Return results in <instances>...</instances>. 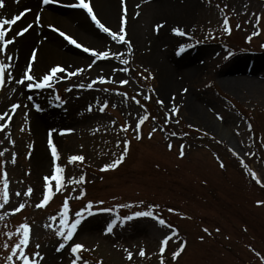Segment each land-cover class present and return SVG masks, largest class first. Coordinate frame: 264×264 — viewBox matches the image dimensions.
Segmentation results:
<instances>
[{"label":"rangeland","instance_id":"374dc122","mask_svg":"<svg viewBox=\"0 0 264 264\" xmlns=\"http://www.w3.org/2000/svg\"><path fill=\"white\" fill-rule=\"evenodd\" d=\"M164 1L165 6H168L167 17L159 14V2ZM159 2L141 8L142 12L135 22L142 29L138 46L134 44V47L130 41L131 48L123 46L121 51L118 42L107 38L109 47L105 50L123 53L121 59H128L129 65H123L119 59L112 57L104 60L107 63L104 71L112 74L98 73L96 67L92 71L85 68L78 76L54 82L55 88L47 89L49 96L46 100H36L33 94V99L26 102L24 97L9 98V85L0 92V113L11 112L9 109L14 103L21 105L9 127L0 132V140L3 141L0 143V151L8 149L0 157V163L7 161L6 170L10 181V202L5 209H0V216H4L0 220V264H8L6 257L11 254L12 247L19 239L15 235L16 230L25 222L32 229L28 254L31 256L36 251L35 245L39 244V251L44 256L41 264H71L74 258L70 251L75 243L86 245L94 253L95 264H100V261L103 264H160L162 241L169 235L173 238L163 253L164 264H264V203L258 204L264 202V77H260V72L264 76V51L257 56L241 52L240 48L236 50L237 47L232 45L235 36L238 39L242 35L248 38L254 31H260V35L252 37L250 44L253 45V50L264 49V0ZM191 2L193 6L188 8ZM182 6H185L183 10L178 9ZM48 10L53 11V7H48ZM155 17L159 21L167 20L161 32L167 35L166 40L157 46V54H153L151 42L146 35L151 33ZM225 17L232 24L230 35L224 31ZM257 17L261 19L258 21ZM56 24L70 32L68 28ZM174 27L180 28L187 35L182 37L175 33L173 36ZM112 30L118 31V24ZM238 30H242V33L236 32ZM217 31H222V34L217 35ZM79 39L83 40L81 37ZM145 41L149 48H145ZM58 42L63 43L60 39ZM239 42L241 43L240 40ZM239 42L237 44L241 46ZM182 45L192 46L188 47L178 63L184 65V59L192 57V67L196 66L197 70L189 73L187 79L181 74L183 79L180 80L181 76L179 77L174 89L170 86L163 89L167 75L163 73L161 66L170 60H177L174 53L181 57L182 54L178 52ZM30 48L27 46L24 49L23 62L30 58ZM65 48L69 49V53L80 54L67 44ZM5 57L7 59L6 55ZM235 58L242 61L243 67L261 62L260 66L251 71L244 68L238 70L240 74L236 75V79L254 84L253 88L241 84L233 87L222 84L224 77H229L222 71ZM57 59L52 58L45 74L55 63H61L68 71L78 69L75 65L70 68V65ZM100 62L101 60L96 62L98 66ZM124 67H128L129 71L120 70ZM20 71L15 75L17 79L23 72ZM242 73L249 74L250 77H244ZM99 77L111 82H97L93 88H87L89 83L98 81ZM124 79L129 83L120 84L119 81ZM81 84L85 87L81 88ZM67 88H72V91H66ZM176 92L181 95L174 101L170 100L174 99V94H178ZM117 93H127L128 98ZM57 94L61 101L55 99ZM133 96L140 104H136ZM146 96L151 99H145ZM191 97L198 102L191 109L197 115L186 112L185 104L191 105ZM105 101L108 107L100 112ZM157 101H163V105ZM36 103L41 105L43 112L36 113ZM24 105H27L26 110ZM89 105L92 106L91 112L88 111ZM174 106L179 112L171 116ZM49 107L58 113L54 117L55 121ZM25 113H29L27 120L35 114H45L52 121L42 127L41 133L36 134L33 127L27 125ZM145 115L148 120L141 126L143 138L138 142L133 129ZM203 117L208 121H203ZM128 125H131L129 130L122 131ZM53 128L56 131L53 132L52 139L60 155L58 163L65 169V187L59 191L54 187L53 201L44 208H37L36 204L42 201L47 183L44 177L55 174L53 170L57 162L51 157L46 133ZM154 128L156 131L149 139V133ZM65 129L72 131L60 135L59 132ZM129 135L133 141L124 162L115 170L101 171L105 164L119 158L124 148L123 141L128 140ZM198 137L207 139L206 145L198 142ZM12 141H15V146ZM38 148L41 163L35 164L32 155ZM13 153L16 154L14 165L10 162ZM252 153L255 155H251ZM67 154L83 155V162L92 168L91 174L76 169V164L80 161L70 163L68 160L65 163L63 155L66 157ZM232 154L246 161L249 170ZM221 163L224 167H221ZM3 170L0 167V186ZM252 172L255 174L254 179L249 177ZM81 176L85 178V183H71L73 178L79 180ZM88 179L90 184L87 183ZM52 183L54 186L55 181ZM29 186L33 189L31 197L24 195ZM17 191L21 193L20 197H16ZM82 191L89 193V196L76 199ZM65 199L69 203L70 219H74L75 212L84 209L89 201L93 203V211L97 214L87 217L73 241L63 251L57 252L56 248L61 240L55 235L54 228L58 226L59 219L53 228H46L45 225L52 224L50 217H58ZM100 201L104 203L101 204ZM20 203H24L25 208L12 215L11 210ZM123 204L133 207L120 208L121 216L158 206L154 209L155 214L172 227L160 226L152 218H137L124 227L117 226L113 233L105 235L106 226L114 216L98 210L116 209ZM169 209L174 211L170 212ZM205 228L208 233L204 231ZM8 233L12 234V239L8 238ZM6 242L7 248L4 247ZM184 242L185 250L174 260L173 253ZM126 249L133 253L132 260L127 259ZM141 249L145 251L144 257L139 255Z\"/></svg>","mask_w":264,"mask_h":264},{"label":"snow or ice","instance_id":"6c2138e0","mask_svg":"<svg viewBox=\"0 0 264 264\" xmlns=\"http://www.w3.org/2000/svg\"><path fill=\"white\" fill-rule=\"evenodd\" d=\"M19 2V0H17ZM61 0H42L43 5L47 6L50 4H59ZM123 7V16H122V22H121V28L119 31H113L109 27L105 26L100 19L97 18V15L95 14L93 7L91 5V0H74L73 3L63 5L67 7H72L76 9H81L86 12L87 16L91 19L93 24L95 25L96 28H98L101 32L107 34L108 37L111 38L112 41H116L118 43L127 45L128 47H131L130 41L126 38L127 32H126V22H127V6H126V0H121ZM139 7V5H137ZM225 8L227 5L224 6ZM5 8V2L4 0H0V9ZM31 11V9H27L26 12ZM139 15V13H137ZM255 15V14H253ZM261 18L257 17V20L259 21ZM21 20L20 15H16L12 19L5 18L2 21H0V53H3L4 55L7 56L8 61L12 60V55L9 54V45H14L15 40L17 37L23 36L25 33H27L33 25L30 23L23 29L19 30L16 33V36L6 38L8 35L4 28L5 25H15L17 21ZM40 17H36V22L39 23ZM223 25H224V31L227 34H231V25L229 23V19L227 17L224 18L223 20ZM50 28H52L53 31L57 32L59 36H61L65 41H67L68 44L75 46L78 49H82L83 52L85 53H90L91 57L94 59L92 60V63L88 65L89 68L92 67V64H95L96 61L98 60H109L112 57H115L116 59L120 60V63L123 65H129L130 61L128 59H121V57L124 55L123 53H111L110 50H95V49H90L87 46L82 45L81 43H78L76 39L72 38L71 36L67 35L65 32L59 30L53 25H49ZM164 27L163 24H159L156 27V31L159 32L162 28ZM239 28L240 26L237 25ZM175 33L179 36H186L187 33L181 30L180 28L174 29ZM260 35V31H254L252 36L248 37V42L250 43L252 40L253 36ZM192 45H182L179 49L178 54H183L185 51H187L188 47H191ZM37 59V54L36 51H33L31 56H30V61L26 65L25 70L21 73L20 78L17 79L16 76L13 75L12 71H8L9 69L15 70L18 66L11 64V63H6L3 60H0V92H3L5 88L8 85H11L13 81L15 82L16 85H21L25 89L29 91H34V90H45V89H54L55 88V83L58 82L60 79L64 78H71L73 76H78L81 73L85 71L84 68H78L75 71H68L65 67L62 66H55L50 69V71L46 74H43L40 77H37L33 67L34 63L36 62ZM121 71L128 72L129 68L124 67L123 69H120ZM58 73H66V77H60L57 74ZM7 75V79H6ZM99 82L100 84L104 83H110L111 81L105 80L104 77H99L98 81H93L92 83H89L87 85V88L91 89L93 88V85L95 83ZM120 84L126 85L129 83L127 79L119 81ZM81 88L85 87V85L81 84ZM13 92L16 91L15 88L12 89ZM66 91L71 92L72 88H67ZM107 91V89H105ZM186 92L187 89H184ZM118 95L124 97L125 99L128 98L127 93H117ZM27 99L31 101L33 99L32 96H28ZM55 99L57 101H61V97L57 94L55 96ZM132 99L136 102V104H140V101L136 99L135 96L132 97ZM145 99H151V97H145ZM161 105H163V101H157ZM21 105L19 103H14L11 105L9 111H11L12 115H8V111H5L3 113H0V132H4L6 128L9 127L10 123L12 122V117L17 114V109H19ZM25 108H27V105H24ZM108 107L107 102L105 101L103 103V106L100 107L99 111L104 112L105 109ZM34 108L36 111H43L42 107L40 104H34ZM88 111H92V106L89 105ZM179 112V109L176 108L175 106L171 109V116H175ZM7 116V122L5 121V117ZM25 120H27V113H25ZM171 117H169L170 119ZM219 119H223V117H218ZM148 120V116L145 115L142 118H140L136 124L135 129L133 131L136 133V139H142V133L140 132L141 126L144 125L145 121ZM167 122V121H166ZM178 123V121H177ZM131 125H128L126 127L122 128V131L127 132ZM191 127V125H190ZM249 131H251V125L248 126ZM21 131H24L23 128H21ZM56 129H50L48 132V145L51 151V157L53 158L54 162H57L54 164V175L46 176L44 177L46 183L45 186V191L43 192V199L40 203L36 204L37 208H44L46 207L49 202L52 200L53 195H54V187L57 191L62 190L65 185L63 183L64 176L63 173L65 172L64 167H62L58 161L60 160V155L58 152V148L56 144L54 143L52 139V134L55 132ZM71 129H65L61 130L59 132L60 135H64L66 132H71ZM156 131L154 128L152 132L149 133V139L152 138V134ZM175 135V133H173ZM0 143H3L2 140H0ZM13 146H15V141H12ZM124 148L123 151L121 152L120 156L118 159H115L112 161L110 164H105L100 170L101 171H108V170H115L118 168L125 160L129 150H130V144L131 141L125 140L123 141ZM119 147V145H117ZM172 145H169V148L171 149ZM184 146H181V156L184 155L183 151ZM5 151H8V149H5L4 151H0V157H3L5 154ZM251 155H255V153H252ZM28 156H31V152L28 153ZM85 160V157L83 155H72L69 158L70 163H74L76 161L83 162ZM13 165L16 164V154L13 153L11 161ZM6 164L7 161L0 163V167H3V178H2V186H0V209H5V206L9 204L10 202V192H9V184L10 181L8 179V172L6 170ZM221 167H224L223 163H221ZM245 168H247V164L244 165ZM30 174V173H29ZM253 177L255 178V174L253 173ZM53 181H55V185L53 186ZM86 180L83 176L80 177L79 180H76L75 178L72 179L71 183L73 184H82L85 183ZM259 183V180H257ZM75 191V189H73ZM33 194V189L31 186L27 188V191L24 193L25 196L31 197ZM16 197H20L21 193L17 191L15 193ZM84 195H86V191H82L81 195L77 196L76 199H83ZM99 203L103 204V201H100ZM259 203H264V202H258ZM133 205L130 204H123V205H118L116 209L112 208H104V209H99L98 211L106 212V213H112L114 218L111 219V221L107 224L106 229L104 234L108 235L113 233L114 228L117 226L119 227H124L128 222L133 221L137 218H152L158 222L160 226H166L171 228V225H168L166 221L159 216H157L154 212V209L158 206H151L148 210H141V211H135L131 215L127 216H121L119 214V209L120 208H131ZM25 208L24 203H20L18 207L15 209L11 210V214L15 215L16 213L21 212ZM169 211H174V209H169ZM70 207L67 199H65L63 205H62V211L59 213L58 217L57 216H52L50 217V220L52 221V224H47L45 225L46 228H53V226L56 224L57 219H59V224L54 228L55 235L60 238L61 242L58 244V247L56 248L57 252H61L65 249V247L69 244V242L73 241L74 235L77 233L80 225L84 222V220L87 217L94 216L97 214V212L93 211V203L91 201L88 202V204L85 206L84 209H81L80 211L75 212V218L70 219ZM4 216H0V220H3ZM204 231L208 233V229L205 228ZM219 231V229H217ZM31 233L32 229L28 223H22L18 226L15 235L19 238L18 242L14 244V247H12L11 254L6 257V260L8 264H16V261H19V264H41V261L44 260V256L41 254L39 251L40 245L36 244L35 248L36 251L30 256L28 254V248L31 240ZM178 234V233H174ZM210 234V233H209ZM8 238L12 239V234L8 233ZM173 238V236L169 235L162 241V247L160 248V254H161V260L160 264H164V258H163V253L165 252L166 246L168 245L169 241ZM201 240H203V237H201ZM5 248L8 247L7 242L4 245ZM186 247V242L181 244L180 248L173 253V259L176 260L181 253L185 250ZM83 251H89L85 247V245L81 243H75L74 245L71 246V253L75 256V258L72 260V264H80L82 261V256L81 253ZM127 259L132 260L133 258V253L131 251H128L127 249ZM139 255L141 257L145 256V251L143 249L140 250ZM14 257L16 260H14ZM83 264H89L88 261L84 260ZM100 264H103L102 261H100Z\"/></svg>","mask_w":264,"mask_h":264},{"label":"bare ground","instance_id":"6f19581e","mask_svg":"<svg viewBox=\"0 0 264 264\" xmlns=\"http://www.w3.org/2000/svg\"><path fill=\"white\" fill-rule=\"evenodd\" d=\"M159 1L160 0H157V2ZM5 2H6L5 8L0 9V15H1L0 17L3 19L9 18L11 14L14 13V8L18 7L20 4H25L26 5L25 7H29L31 9L28 15H25L23 17L24 18L23 20L15 24L14 26L15 32L16 30H21L22 29L21 27L28 25L30 23L33 25V27L27 33H25L23 36L17 37L14 45L9 47V50L12 53L13 57H18V60L13 63L18 67L15 70L11 69L13 75H15V73H19L20 70L23 71L26 68V65L29 63V61L23 62L22 60L23 59L22 53H24V49L27 46L31 47L30 51H36L37 54V59L33 67V70L37 77L43 75L45 70H47V67L53 61L52 60L53 57H57L58 59H61V61H64L66 63L65 65L67 64L70 66L75 65V67L78 68L80 67L85 68L86 62L91 61L90 58H88L85 55L69 53L68 52L69 49L65 48V40L61 38L57 32L53 31L52 28L49 27V25L55 26L59 30L65 32L67 35L76 39L78 42L83 43L84 46H87L89 48H93L95 50L98 48L105 49L109 45V40H108L109 37L104 35L95 26L91 25V21L86 16L87 14L83 13L82 12L83 10L81 9H76L72 7H68V8L61 7L62 11L61 13H59L58 8L56 9V11H50L45 8H40L35 0H19V2H17V0H5ZM70 2L73 3L74 1L70 0ZM91 5L93 7L95 14L97 15V18L100 19L101 22L109 28L111 27L112 29H114L118 21L122 20L124 5H122L121 0H91ZM162 5L163 3L159 2V6H160L159 14L163 17H167L166 8L168 6H166V8L164 9ZM126 6H127L126 27L129 31L127 33L128 35H130L129 40L132 42L133 45L135 44L136 46H138L141 42L142 29H140L137 25H135L136 19L134 18L135 11L133 9V1L126 0ZM191 6H193V2H191L188 5V8H190ZM180 8L183 10L185 6L178 7V9ZM168 12L171 13V10H169ZM79 13H83V15H85L86 18L83 15H80ZM37 14H39L40 17L39 23L36 22L35 16ZM185 16L187 17L188 14H186ZM56 23L68 28L70 32L65 31L64 29L59 27ZM56 37L58 38L57 40ZM79 37H81L83 40L79 39ZM149 37L152 41L151 50L153 51V54L154 53L157 54L156 52L157 46L160 44L161 41H164L166 37L163 34H161L160 31L157 32L156 30H153L149 34ZM59 39L63 41V43L58 42ZM191 58L192 57L185 58L184 60H186V64L184 65L181 62L177 63L172 61H169L166 64H162L161 67H163V73L167 75V77L165 78V84L163 86V89H166L165 87H169V86L172 88L175 87L177 85V80H179L180 76H181L180 80L183 79V76L185 79H187L189 73L194 72V70H197L195 69L196 66L192 67ZM241 63L242 61L240 59L235 58L231 61V64L228 67L226 66L224 68L222 73L225 72V75L229 77H224L225 79L222 81L223 85L227 87H233L241 84V85L249 86V88L254 87V84L250 85L249 83H246L245 80L236 79L238 77H235L234 74H237L238 70L242 68H244L245 70H253L256 67L260 66L261 62H254L251 65H245V67H243L244 65H241ZM58 64L61 65V63ZM106 64L104 63V60H102L99 63V66L92 65L90 69L95 70V67L96 70L105 68ZM258 83H262V82H258ZM17 92H21L20 87H17ZM20 94L26 95L25 93L22 92ZM174 95H175L174 99H170V100L174 101L178 96L181 95V93ZM40 99L43 100V98L41 97ZM190 103L191 105L188 104L189 106H187V103L185 104L186 112L190 115H197L191 110L193 107H196V105L198 104L197 100H195L194 97H191ZM197 110L198 112L203 114L201 109L199 110L197 108ZM54 116L57 115L54 113L52 114V119L55 121ZM198 116L200 117L201 115L199 114ZM203 118H204L203 121H208V119H206L205 117ZM52 119L45 115L43 116L35 115L32 122L34 133L36 134L41 133L42 127H44V125L46 126L50 124ZM32 156L34 157L33 160L35 164L41 163V155L39 148L37 152Z\"/></svg>","mask_w":264,"mask_h":264},{"label":"trees","instance_id":"16d2710c","mask_svg":"<svg viewBox=\"0 0 264 264\" xmlns=\"http://www.w3.org/2000/svg\"><path fill=\"white\" fill-rule=\"evenodd\" d=\"M60 11H62V10H60Z\"/></svg>","mask_w":264,"mask_h":264}]
</instances>
